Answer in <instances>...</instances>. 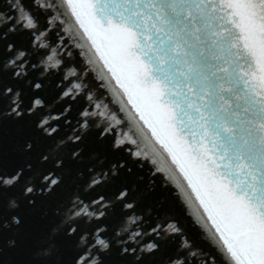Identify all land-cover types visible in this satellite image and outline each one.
Segmentation results:
<instances>
[{
    "label": "snow or ice",
    "instance_id": "obj_1",
    "mask_svg": "<svg viewBox=\"0 0 264 264\" xmlns=\"http://www.w3.org/2000/svg\"><path fill=\"white\" fill-rule=\"evenodd\" d=\"M8 3L16 16L5 18L0 10V32L23 30L33 38L32 46L40 48L48 47L43 37L51 29L41 31L39 17L48 13L49 25L62 23L60 18L66 4L96 58L127 98V104L183 173L212 223L211 238L228 264H264V0H60L59 3L8 0ZM4 50L13 52V45H4ZM52 55H56L55 49ZM52 55L48 56L49 61ZM25 57L26 53L19 51L4 65L11 67V75L16 79L26 75ZM55 64L59 66L62 61L56 60ZM69 77L79 80L80 74L70 69L64 79ZM41 87V83L33 85L37 91ZM84 87L82 81L71 82L62 95L75 99ZM75 89L81 91L74 92ZM5 99L9 101L6 109ZM87 99L91 101L92 96ZM44 106L38 96L26 104L22 91L0 83V264H4L5 249H16L26 243L24 222L16 212L19 196L33 209L37 208L33 196L37 189L26 178L31 166L12 172L4 167L9 151L6 152L7 121L21 122ZM81 117V129H87L89 120L95 119L97 113L85 110ZM116 123L121 125L123 121L117 119ZM39 127L49 136L56 132L48 119L42 120ZM114 127L109 125L101 136L112 133ZM80 140L81 135L73 138L74 143ZM129 144L139 148L138 138L117 139L113 148L132 152ZM34 146L31 140L22 138L15 144L23 153H30ZM132 155L143 159L138 152ZM73 159H81V152L75 151ZM63 164L61 160L55 162L57 168ZM124 167L123 163L113 164L110 174L117 176ZM38 179L42 190L49 193L61 183L51 172ZM100 183L101 179H94L90 187ZM127 196L126 190L121 191L117 199L126 201L123 206L130 210L134 204L127 202ZM81 203L73 216L85 223L106 215L98 209L90 211L88 205ZM92 203L107 207L103 196ZM150 234L151 243L141 248L119 247L116 254L140 261L141 254L151 257L166 245L171 249L169 264H196L194 259L189 260L197 255L193 243L175 223L167 227L156 225ZM106 235L99 225L88 236L69 225L63 229L62 241L58 243L52 237L47 253H36L37 258L24 264H62L57 252L72 244L82 245L74 264H106L104 257L113 253V243ZM133 236L140 237L141 233L135 232ZM204 264H216L215 258L206 259Z\"/></svg>",
    "mask_w": 264,
    "mask_h": 264
},
{
    "label": "water",
    "instance_id": "obj_2",
    "mask_svg": "<svg viewBox=\"0 0 264 264\" xmlns=\"http://www.w3.org/2000/svg\"><path fill=\"white\" fill-rule=\"evenodd\" d=\"M0 10L5 18L16 16L8 0L0 3ZM63 12L60 18L63 22L56 21L53 25L48 24L51 18L48 13L39 17L40 30L44 31L46 27L51 29L43 37L47 48H40L39 45L33 47V38L23 30L0 32V68H3L0 83L22 91L26 104L38 96L45 105L26 115L21 122L7 121L9 142L6 143V152L9 151L4 167L12 172L31 166L26 171V178L37 189L33 193L37 208L33 209L23 196H19L16 212L24 222L26 243L16 249H5L2 256L4 264H24L37 258L36 253H47L52 237L58 243L62 241L63 229L69 225L77 227L84 236H88L97 225L105 229V238L113 243V253L104 257L106 264H169L171 249L166 245L151 257L141 254L140 261L135 257L121 258L116 254L119 247L141 248L151 243L152 228L156 225L167 227L169 223L180 227L183 235L193 243L197 255L195 258L189 257V260L204 264L206 259L214 257L216 264H228V259L211 238L214 234L212 223L183 173L151 136L147 126L142 125L131 105L127 104V98L103 63L96 58L90 42L66 4ZM6 44L13 45V52L4 50ZM53 49L56 55H52ZM19 51L26 53V66L23 69L26 75L22 79L11 75V67H4ZM50 55L52 60L49 61ZM56 60L62 61V64L57 66ZM70 69L80 74L79 80L76 77L64 79ZM74 81L83 82V92L75 99L64 98L63 92ZM34 83H41V89L34 90ZM89 95L92 96L91 101L87 99ZM8 103L5 99V109ZM96 104L100 107L95 108ZM85 110L97 113V117L89 120L87 129H81V113ZM54 117H59V120ZM44 119H48L56 128L51 136L39 127ZM117 119L123 124L117 125ZM109 125L115 126L113 132L102 137L101 133ZM76 135H81L79 143L73 142ZM21 138L34 143L30 153L15 148ZM120 138L125 141L138 138L139 148L132 144L128 147L143 159H137L132 152L124 149H114L113 145ZM75 151L81 152V159H73ZM57 160L64 162L63 167L55 166ZM118 163H123L125 167L119 169L117 176H113L110 174L111 166ZM49 172L61 180L51 193L42 190L38 179ZM101 173L108 174L101 176ZM94 179H101L102 183L90 187ZM125 190L128 192L127 202L134 204L130 210L123 206L126 201L117 199L118 194ZM101 196L107 207L92 203ZM81 202L88 205L90 211L98 209L106 215L89 223L75 218L73 213L82 207ZM135 232H140L141 236L134 237ZM120 241H127V244H120ZM176 243L179 244L178 238ZM80 247L82 245L78 244L62 246L57 258L62 264H74Z\"/></svg>",
    "mask_w": 264,
    "mask_h": 264
}]
</instances>
